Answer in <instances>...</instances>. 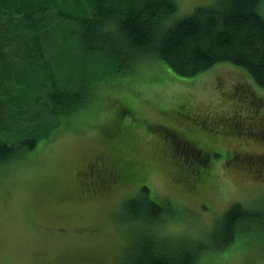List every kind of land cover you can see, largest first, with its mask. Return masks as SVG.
<instances>
[{"label": "rangeland", "instance_id": "rangeland-1", "mask_svg": "<svg viewBox=\"0 0 264 264\" xmlns=\"http://www.w3.org/2000/svg\"><path fill=\"white\" fill-rule=\"evenodd\" d=\"M174 1L166 26L215 0ZM259 12L264 18V0ZM95 92L89 106L66 118L48 142L0 164V264H122L145 236L207 247L195 264H264V166L239 163L229 152L234 141L227 135L225 144L214 145L204 182L189 189L183 169L160 154L158 133L152 130L157 123L183 129L172 115L180 105L210 116L236 112L248 120L255 108L249 100L263 102L264 90L231 64L184 78L163 61L149 59L126 74L107 76ZM120 105L129 112L119 116ZM191 133L201 136L193 127ZM246 139L234 143L264 157V145ZM92 155L104 164L112 159L110 166L130 160L140 166V174L126 173L106 196L87 201L67 190L75 170ZM141 187L164 207L163 215L147 220L143 213L129 222L122 203L141 193ZM233 203L253 217L227 246L215 249L213 232Z\"/></svg>", "mask_w": 264, "mask_h": 264}, {"label": "trees", "instance_id": "trees-1", "mask_svg": "<svg viewBox=\"0 0 264 264\" xmlns=\"http://www.w3.org/2000/svg\"><path fill=\"white\" fill-rule=\"evenodd\" d=\"M259 5L260 0H215L166 26L165 19L176 9L174 0H0V164L23 158L41 141L48 142L66 118L89 106L95 87L107 76L126 74L149 59L163 61L184 78L231 64L263 92L259 77L264 75V18ZM127 112L128 107L119 106V116ZM158 124L152 128L156 133ZM160 154L175 160L161 141ZM185 156L191 157L192 151ZM93 161L114 177L108 193L126 173L140 174V166L130 160L110 166L112 159L104 164L97 155L90 156L75 170L67 190L87 201L96 198L85 191L80 177ZM187 163L174 166L183 169L193 189L204 182L211 163L197 160L193 166L200 173ZM140 191L122 203L129 222L143 213L147 220L162 216L164 207L147 197L146 187ZM251 217L252 211L233 203L215 228L211 246H227ZM261 217L264 222V211ZM166 241L145 236L122 264H195L207 248Z\"/></svg>", "mask_w": 264, "mask_h": 264}, {"label": "flooded vegetation", "instance_id": "flooded-vegetation-1", "mask_svg": "<svg viewBox=\"0 0 264 264\" xmlns=\"http://www.w3.org/2000/svg\"><path fill=\"white\" fill-rule=\"evenodd\" d=\"M250 103L253 104L251 100ZM254 105H256V110L253 108V115L249 116L248 120L245 116H241L236 112L229 117H223L197 113L189 108L177 109L173 116L178 124L182 125L183 129L175 125L166 127L158 124L159 126L157 127H160L157 131L159 140L173 151L175 160L171 161L174 164L179 163L186 166L188 164L187 161H189L190 169L195 167V172L198 171L200 173L199 167L193 165H196L197 160L211 163L215 150L214 145L225 144L228 141L227 135H231V139L234 142L240 141L243 136V142H245L246 138H252L264 144V115H261L264 103L253 104V107ZM237 126L241 127V131H238ZM192 127L200 131L201 136L191 133ZM172 138H175V141ZM176 141L179 142L182 149L178 147ZM234 142L229 152L236 156V160L239 163L250 161V163L255 165L264 166L263 156L251 155L249 152L241 150L239 145ZM170 149L167 150L168 153H171ZM190 150L192 151V156L187 158L185 153ZM195 172L187 173L193 177ZM107 174L110 175V178ZM80 178L83 180L82 186L85 191L91 194L90 196L93 198L100 199V197L102 198L108 194L107 189L110 187V182L114 177L107 170L99 168L97 162L93 161V167L90 166V163L87 164ZM80 183L81 181L77 182V184Z\"/></svg>", "mask_w": 264, "mask_h": 264}, {"label": "snow or ice", "instance_id": "snow-or-ice-1", "mask_svg": "<svg viewBox=\"0 0 264 264\" xmlns=\"http://www.w3.org/2000/svg\"><path fill=\"white\" fill-rule=\"evenodd\" d=\"M259 79H260L261 83H264V75H261L259 77ZM205 264H215V262H213V261H205Z\"/></svg>", "mask_w": 264, "mask_h": 264}]
</instances>
